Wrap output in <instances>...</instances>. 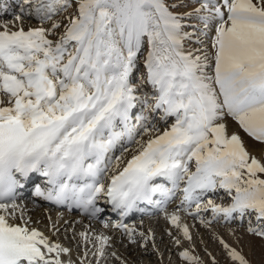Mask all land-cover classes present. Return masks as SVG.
<instances>
[{"label":"snow or ice","instance_id":"snow-or-ice-1","mask_svg":"<svg viewBox=\"0 0 264 264\" xmlns=\"http://www.w3.org/2000/svg\"><path fill=\"white\" fill-rule=\"evenodd\" d=\"M5 14L0 264L120 259L91 225L76 260L30 227L19 195L29 185L33 197L89 220L116 213L130 243L152 233L125 218L146 213L141 205L164 210L178 193L166 219L184 239L179 211L205 226L246 221V233L264 240V147L258 158L245 140L264 146V0H18L0 6ZM27 20L38 26L25 30ZM221 191L226 206L216 203ZM218 242L233 264H249ZM180 258L199 264L188 251Z\"/></svg>","mask_w":264,"mask_h":264},{"label":"rangeland","instance_id":"rangeland-1","mask_svg":"<svg viewBox=\"0 0 264 264\" xmlns=\"http://www.w3.org/2000/svg\"><path fill=\"white\" fill-rule=\"evenodd\" d=\"M192 7H195V5H190L188 10ZM0 18L7 20L9 19V16H3ZM25 23V30H27L28 27L38 26L33 20H27ZM228 123L229 131L236 127L233 122L229 121ZM241 135L243 136L244 134L241 133ZM245 140L249 145V150L253 152V155L259 158L261 156L262 147L264 146L257 144L246 136ZM217 195L225 196L223 191L219 192ZM28 198V196H24V199H27L26 201L30 204V198ZM39 202V207L45 206V209L41 208V210L38 208V205L36 211H29L26 209L25 218L29 220L30 227L36 228L38 225L43 224L40 227H45L42 229L44 232H48V230L50 231V222L47 220L49 216L47 215V219H44L42 223L38 222L35 225L33 223V220L35 219L33 218L35 215L34 212L44 211V214L49 212L51 215L53 212L59 210H55L52 207L43 204L41 199H39ZM179 203L180 194L178 193L163 206L164 210H157L150 214L141 215L127 223L130 226H133L137 233L144 232L147 235V233L151 231L152 238L147 239L146 242L139 235H134L135 243H130L124 233L120 229L114 227V225L118 223V219H111V216L106 215H104L100 221L102 222V225L99 224L100 222L89 221L85 218H83V220L76 219L73 222L70 221V226L65 225L66 228L59 226V233L56 235L53 234L50 238L53 242H60L63 246L71 248L72 253L77 258L78 254L84 252L83 247H78L81 243L79 233L85 231L86 226L91 225V228L88 229L89 231L103 233L111 238L110 243L112 242V246L108 249V252H115L120 258L119 260L113 259L109 255L106 261H102V264H187V261L180 258V253L183 251H188L191 256L198 258L199 264H212V258H215L217 264H233V262L228 259L226 253L218 242V239H223L231 247L241 252V254L249 261V264H264V240L255 236H250L246 233V221L243 225L233 221L230 224L213 223L210 226H205L201 224L199 220L193 219L191 216L179 211L177 213L180 216L179 223L183 224L184 221L190 222L192 226L191 229H193L190 233L192 237L191 241L184 239L178 228L172 226L168 219H166V213L172 214L174 211H177ZM216 203L226 206L229 203V199L225 196L223 200L217 199ZM60 210L64 211L63 208ZM202 215L205 219H209L211 217V212L202 213ZM15 221H17L18 224L20 223L18 218ZM52 221L53 220L51 219V224H53ZM106 221H110V223H107L106 225ZM40 227L36 229H41ZM65 229H68V231ZM156 230H160L159 232L161 235L159 233L156 234ZM169 233H171V235H169ZM176 240L180 241L179 245L175 243ZM127 241L129 243H127ZM88 247H91V245H88ZM89 256L91 257V253H89Z\"/></svg>","mask_w":264,"mask_h":264},{"label":"bare ground","instance_id":"bare-ground-1","mask_svg":"<svg viewBox=\"0 0 264 264\" xmlns=\"http://www.w3.org/2000/svg\"><path fill=\"white\" fill-rule=\"evenodd\" d=\"M6 15V14H5ZM26 24V23H25ZM24 24V25H25ZM165 183V182H164ZM22 192H24V190H22ZM22 192H20L19 193V195H22L21 193ZM32 194V193H31ZM29 198H30V204L28 203L27 204V206H26V209L27 210H32V211H36V209H38V208H43V209H45V206H42V207H39L40 205H38V204H40V202H39V199L40 198H36V197H33V195H27ZM24 197V196H23ZM28 198V199H29ZM157 199H159V197H156ZM27 200V199H26ZM33 201H35V202H33ZM41 202L43 203V204H45V205H47V204H49L48 202H44L43 200H41ZM37 205H38V208H37ZM147 205H141V207H146ZM55 207H57V206H55ZM55 207H53V208H55ZM102 207H108L107 205H102ZM64 208L66 209H64V211H61V210H59V211H56V212H53V214H49V212H46V214H44L45 212L44 211H41V212H34L35 213V215H34V217L33 218H35L34 220H33V223L36 225L38 222L40 223H42L43 222V220L44 219H47V215L48 216H50L51 217V219L53 220L52 222H53V224L52 225H56L57 227H61L62 226V228H66V226H70V221H75L76 219H82L83 220V218H85L86 220L88 219L86 216H84L83 214H80L79 212V215H72V214H70V213H68V212H66L67 210H70L67 206H64ZM42 210V209H41ZM153 210V211H152ZM156 209H154V208H152L151 206H148V209H146V212H154ZM43 213V214H42ZM140 213V212H139ZM139 213L138 214H136V215H139ZM104 214H106V215H111V214H113V212H111L110 210L109 211H106ZM135 215V216H136ZM46 217V218H45ZM120 216H119V221L118 222H120ZM17 220V219H16ZM47 220H49V217H48V219ZM89 220V219H88ZM187 220V219H186ZM89 221H94V220H89ZM13 223H16V224H18V222L17 221H12ZM97 222V221H96ZM127 222V221H126ZM45 223V222H44ZM102 222H100L99 224H101ZM128 223V222H127ZM75 224V223H74ZM43 225V224H42ZM42 225H38V227H40V226H42ZM66 225V226H65ZM102 225V224H101ZM181 225H187L188 227H189V231H190V233H191V231L193 230V229H191L192 228V226H191V223L190 222H187V221H184V223L183 224H181ZM38 227H36V228H38ZM59 227V228H60ZM41 229H38V230H40L41 232H43L46 236H48L49 238L53 235V232H50L49 230H48V232H44V230L42 229V228H45V227H40ZM94 229V228H93ZM148 229V228H147ZM151 229H152V227H151ZM66 230V229H65ZM94 230H96V229H94ZM150 230V229H149ZM179 230V229H178ZM66 231H68V229L66 230ZM119 231V230H118ZM160 231V230H159ZM158 230H156V234H160L161 235V233L159 232ZM97 232V231H96ZM180 232V231H179ZM118 233H120V232H118ZM117 233V234H118ZM105 234H106V231H105ZM116 234V235H117ZM120 235V234H119ZM160 235H157V236H160ZM135 237V236H134ZM137 238V237H136ZM158 238V237H157ZM51 239V238H50ZM128 240V239H127ZM125 241V240H124ZM60 243V242H59ZM112 243V242H111ZM127 243H129L128 241H127ZM70 246H72V245H70ZM152 248V247H151ZM131 250V249H130ZM138 250V249H137ZM141 253V252H140ZM71 255H72V259L73 260H76V257L74 256V254L73 253H71ZM130 257V256H129ZM65 258H67V257H65ZM77 264H79V262L77 261Z\"/></svg>","mask_w":264,"mask_h":264}]
</instances>
